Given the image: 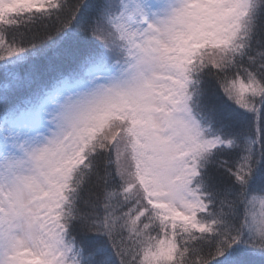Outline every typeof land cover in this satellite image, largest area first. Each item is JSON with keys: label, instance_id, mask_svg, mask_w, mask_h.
Wrapping results in <instances>:
<instances>
[{"label": "snow or ice", "instance_id": "obj_1", "mask_svg": "<svg viewBox=\"0 0 264 264\" xmlns=\"http://www.w3.org/2000/svg\"><path fill=\"white\" fill-rule=\"evenodd\" d=\"M0 264H264V0H0Z\"/></svg>", "mask_w": 264, "mask_h": 264}]
</instances>
